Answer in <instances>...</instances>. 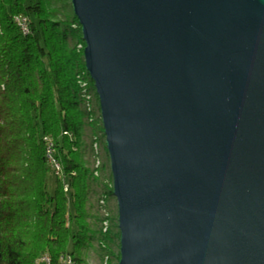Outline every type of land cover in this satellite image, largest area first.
<instances>
[{
    "label": "water",
    "instance_id": "obj_1",
    "mask_svg": "<svg viewBox=\"0 0 264 264\" xmlns=\"http://www.w3.org/2000/svg\"><path fill=\"white\" fill-rule=\"evenodd\" d=\"M119 264H264V0H72Z\"/></svg>",
    "mask_w": 264,
    "mask_h": 264
},
{
    "label": "trees",
    "instance_id": "obj_2",
    "mask_svg": "<svg viewBox=\"0 0 264 264\" xmlns=\"http://www.w3.org/2000/svg\"><path fill=\"white\" fill-rule=\"evenodd\" d=\"M18 15L29 19L27 34ZM85 46L72 0H0V264H37L43 254L58 264L65 253L81 264L99 233L89 222L84 133L105 132L83 105L94 93L101 113ZM114 238L119 261L118 222L99 237L107 252Z\"/></svg>",
    "mask_w": 264,
    "mask_h": 264
},
{
    "label": "rangeland",
    "instance_id": "obj_3",
    "mask_svg": "<svg viewBox=\"0 0 264 264\" xmlns=\"http://www.w3.org/2000/svg\"><path fill=\"white\" fill-rule=\"evenodd\" d=\"M69 3V0H67ZM61 5V4H59ZM85 89L86 86H83ZM86 91V90H84ZM83 92V90H82ZM83 105L88 111H93V121H99L102 119V115L98 110L97 98L94 93L91 95L84 94L83 96ZM86 140V161L88 166L91 168L93 173V178L90 180V202H89V212L90 218L89 222L93 228L99 229V233L95 236L92 241L91 247L88 249L87 256L81 264H104L105 256H110L108 258L107 264L112 260L114 263H119L118 261V251L119 247L117 245V239L114 238V243H111V250L107 252L105 250V244L99 240V237L102 232V216L97 207V203L101 198L106 199V206L110 210V220L111 226L115 225L118 222V203L115 195H111L108 191L113 189L112 179V169H111V160L110 155L107 150L106 137L102 131H98L97 134L90 137L86 132L84 133ZM100 162H99V161ZM53 180L50 178V189L53 190ZM117 218V220H116ZM107 260V259H106ZM44 264V263H37Z\"/></svg>",
    "mask_w": 264,
    "mask_h": 264
},
{
    "label": "bare ground",
    "instance_id": "obj_4",
    "mask_svg": "<svg viewBox=\"0 0 264 264\" xmlns=\"http://www.w3.org/2000/svg\"><path fill=\"white\" fill-rule=\"evenodd\" d=\"M22 16H23V18H28V17H26L24 15H22ZM86 85H87V83H83V86H86ZM105 137H106V135H105ZM50 143H51V148H52V152H53V144H52V142H50ZM47 156H48V161L52 164V161H50V159H49V152L48 151H47ZM53 161H54V163H56V167L58 168V174L61 173L62 172L61 165H60V163H58L56 161L54 156H53ZM97 207L100 209L99 212H100V214L102 216V223H101L102 224V232L103 233H107L111 229L112 226H111V220H110V217H109L110 216V210L106 206V199L105 198H101L100 201L97 203ZM118 224H119V221H118ZM70 255H71V253L63 254L61 256V263H69ZM43 257H51V256L49 254H43L37 259V263H42V259L41 258H43ZM105 257L106 258H105L104 264H107L108 258L110 259V256L106 255ZM47 264H52V263H47ZM78 264H80L79 261H78Z\"/></svg>",
    "mask_w": 264,
    "mask_h": 264
},
{
    "label": "built area",
    "instance_id": "obj_5",
    "mask_svg": "<svg viewBox=\"0 0 264 264\" xmlns=\"http://www.w3.org/2000/svg\"><path fill=\"white\" fill-rule=\"evenodd\" d=\"M16 21L24 33L27 34L30 31L28 18H23L22 15H18V16H16ZM47 150L49 152V159H50V161H52V166H53L55 172L58 173V168L56 167V163H54V161H53V152H52V148H51V143L49 144V147ZM41 259H42V263H44V264L53 262L52 257H43ZM58 264H78V260L74 257V255L71 254L69 263H61V257H60Z\"/></svg>",
    "mask_w": 264,
    "mask_h": 264
}]
</instances>
